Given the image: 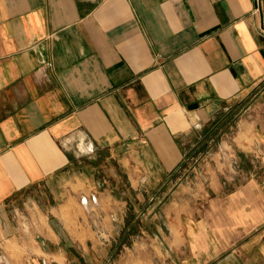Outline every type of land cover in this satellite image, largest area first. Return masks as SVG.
<instances>
[{"label": "crops", "instance_id": "obj_1", "mask_svg": "<svg viewBox=\"0 0 264 264\" xmlns=\"http://www.w3.org/2000/svg\"><path fill=\"white\" fill-rule=\"evenodd\" d=\"M161 191L137 260L264 264V0H0V264L127 255L131 193ZM89 193L64 236L49 215Z\"/></svg>", "mask_w": 264, "mask_h": 264}, {"label": "rangeland", "instance_id": "obj_2", "mask_svg": "<svg viewBox=\"0 0 264 264\" xmlns=\"http://www.w3.org/2000/svg\"><path fill=\"white\" fill-rule=\"evenodd\" d=\"M221 113V112H220ZM223 113L215 114L214 117L212 118L213 120L211 121L212 125H216V122L218 119L222 116ZM233 118H235L233 116ZM223 119V118H222ZM226 118H224L225 120ZM233 120V119H232ZM221 121V120H220ZM230 124V119L226 120L224 124L222 125L223 128H225L226 124ZM228 124V126H229ZM211 128V127H210ZM209 128V129H210ZM204 129V128H203ZM202 129V130H203ZM205 131V129L203 130ZM221 132H219V129H216L214 131L213 136L214 141L219 137ZM166 191H161L160 193L153 194L151 193V196L153 198L151 199V202L148 200L146 197L144 200L138 199L135 193H131V208L128 210V219L126 217V225L127 229L123 226H120L119 224L113 227V234L117 236H122L123 231L125 232L124 234V241H127L130 243L129 246L130 250L128 253L126 252L127 255H123L120 250L117 249L115 246L114 249L116 254L120 253L118 255H115V252L109 253L111 249V245L113 240H106L104 238H101L99 240V246L98 248H93V242L90 241L89 243L84 242V248L81 246L79 243H75L72 239H66V251L68 253L67 255V264H144L143 262H140L138 259V256L141 252L143 253H150L151 255L155 254L154 249L155 247L163 248L165 249L166 245L165 242L161 239L156 238L153 233L157 228L156 223L154 222L155 218L153 217L154 215H157L158 217H164L162 212V204L165 200L168 198V194H166ZM96 196L94 194H84L79 197V199H72L68 202V205L63 209V214L62 217L66 221L65 224H60L55 217L50 214L49 218L51 222H55V224L58 226L59 230L61 233H63L64 236L68 237V228H71V224L68 223L69 220H71L73 217H81V220L87 221L88 224H90L89 220L92 219V217L88 216L90 213L92 214L97 210V203L93 200V197ZM84 197H86L90 204V208L84 206ZM97 197V196H96ZM153 203H155L153 205ZM95 207V208H94ZM24 210L21 209L19 211V215H21ZM111 215V214H110ZM110 218V216H109ZM111 219V218H110ZM156 218V222L159 221ZM25 220V219H24ZM26 221V220H25ZM24 221V223H25ZM68 221V222H67ZM159 224V222H158ZM144 228L148 232L149 238L142 234L141 231H138V229ZM28 229V228H27ZM101 232L104 231V227L99 228ZM106 230L108 228H105ZM71 230V229H70ZM123 238V236L121 237ZM120 240H119V246L120 248ZM21 246H18V252L19 254L22 252ZM18 260L19 264L20 263H25L26 257L22 255H18ZM2 264H5V257L2 256Z\"/></svg>", "mask_w": 264, "mask_h": 264}, {"label": "built area", "instance_id": "obj_3", "mask_svg": "<svg viewBox=\"0 0 264 264\" xmlns=\"http://www.w3.org/2000/svg\"><path fill=\"white\" fill-rule=\"evenodd\" d=\"M91 149H93V146H91ZM194 161L196 162V158L194 159ZM93 200L95 201V203H97V197L96 196L93 197ZM83 201H84V206L90 208L91 203L89 202V200L86 197H84ZM110 216H111V219L116 220V216L114 214H111Z\"/></svg>", "mask_w": 264, "mask_h": 264}, {"label": "trees", "instance_id": "obj_4", "mask_svg": "<svg viewBox=\"0 0 264 264\" xmlns=\"http://www.w3.org/2000/svg\"><path fill=\"white\" fill-rule=\"evenodd\" d=\"M224 124V120L217 122L216 125H213L212 128H210V132L207 134L206 137H209L210 135H213L214 131H216V129H219L220 126H222Z\"/></svg>", "mask_w": 264, "mask_h": 264}]
</instances>
